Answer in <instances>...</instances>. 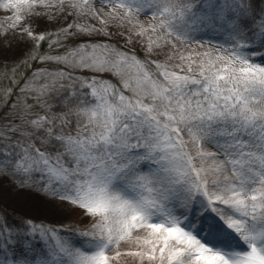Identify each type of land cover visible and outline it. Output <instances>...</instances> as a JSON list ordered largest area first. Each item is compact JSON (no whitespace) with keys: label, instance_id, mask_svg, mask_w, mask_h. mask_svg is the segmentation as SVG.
Instances as JSON below:
<instances>
[{"label":"snow or ice","instance_id":"6c2138e0","mask_svg":"<svg viewBox=\"0 0 264 264\" xmlns=\"http://www.w3.org/2000/svg\"><path fill=\"white\" fill-rule=\"evenodd\" d=\"M0 12V60L22 44L64 66L18 90L42 113L5 101L0 179L88 222L0 223V264H264V11L253 0H0ZM70 36L82 42L37 54Z\"/></svg>","mask_w":264,"mask_h":264},{"label":"rangeland","instance_id":"374dc122","mask_svg":"<svg viewBox=\"0 0 264 264\" xmlns=\"http://www.w3.org/2000/svg\"><path fill=\"white\" fill-rule=\"evenodd\" d=\"M253 4L257 14L264 11V0H253ZM142 20L148 19L147 16L142 15ZM4 22V13L0 12V23ZM72 17L67 20L58 22L57 24H40L36 31L47 29L55 31L56 28L66 27L68 23H72ZM82 22V21H80ZM54 39V37H50ZM204 39L211 40L214 44L224 43L225 38L219 35L205 34ZM96 40L107 39L105 37H96ZM117 41V46L125 49L135 51L141 59L144 58L143 51L140 46L126 44L123 39L113 37ZM82 42L81 38L77 36H70L62 41L61 47L53 46L49 49L48 42L41 43L37 54H48L51 56L63 55L69 48H73L77 43ZM33 49L25 45H17L8 52V59L0 60V121L7 118L10 113L5 111V101L21 102V109L24 104L32 106L33 112H41L37 101L34 99V93L25 91H18L26 80H31L33 74L38 69H43L48 72H54L63 65H57L54 62H40L39 60L29 59L33 53ZM77 75L81 74L77 70ZM107 78L111 79L113 83L119 85V79L110 74H104ZM43 78L37 83H42ZM11 90L12 95H6L7 90ZM55 93H51L48 97L49 100L55 98ZM43 101H41L42 103ZM37 147L42 151H46L47 147L42 146L37 142ZM215 151V149H211ZM27 221H32L34 224H43L54 228H86L87 219L82 215L80 216H66L64 212L54 209L51 198L46 196L37 188L20 189L17 184L12 182V178L0 179V223H6L13 228H26ZM61 235H66L62 232ZM75 243L79 246L82 241L76 240ZM127 245L122 244L121 249L126 248ZM122 264H129L128 258H123Z\"/></svg>","mask_w":264,"mask_h":264},{"label":"bare ground","instance_id":"6f19581e","mask_svg":"<svg viewBox=\"0 0 264 264\" xmlns=\"http://www.w3.org/2000/svg\"><path fill=\"white\" fill-rule=\"evenodd\" d=\"M126 258H128L129 264H136V262L132 258H130V257H126Z\"/></svg>","mask_w":264,"mask_h":264}]
</instances>
